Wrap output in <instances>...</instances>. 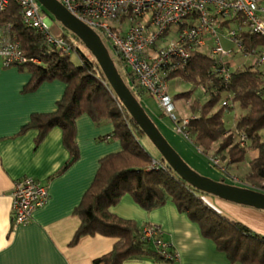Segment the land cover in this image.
Segmentation results:
<instances>
[{
	"label": "trees",
	"instance_id": "1",
	"mask_svg": "<svg viewBox=\"0 0 264 264\" xmlns=\"http://www.w3.org/2000/svg\"><path fill=\"white\" fill-rule=\"evenodd\" d=\"M19 15L18 6L10 0L7 9L0 12V25H10L22 54L38 61L16 65L30 76L23 92H33L46 82L59 81L65 85L55 109L46 114H32L20 133L26 129L35 130L37 136L34 144L37 146L52 129L59 128L62 131V144L69 153V159L56 175L65 171L78 158L76 119L82 115H87L97 126L111 124L113 129L108 138L118 140L121 146L118 153L109 154L100 160L91 185L75 209L80 224L72 244L86 236L99 235L114 239L111 251L96 259L94 264H122L138 260L177 262L173 249L159 246L156 240L143 238V230L149 225L140 227L133 221L118 218L109 212L122 197L128 195L146 212L171 202L178 213L185 214L198 225L201 235L212 241L216 250L223 253L230 264H264V238L207 205L203 199L206 194L185 183L161 156L153 160L151 154L141 146L144 133L116 98L95 58L88 50L86 53L81 51L79 46L83 44L73 34H70L73 40L66 34H60L56 37L64 40L71 47V52L64 54L58 49H51L42 33L23 26ZM236 34L241 42L236 50L242 55L239 57L247 58L251 54L264 56L263 36L250 33L245 26L237 30ZM104 41L102 43L116 68L108 50L110 45ZM207 44L208 49L214 46L210 38ZM110 49L124 66L117 51L113 47ZM72 52L76 54L79 64L72 61ZM234 54L231 53V58ZM231 58L220 63L206 51L192 50L185 60L173 58L160 67L159 72L168 85V95L170 80L177 79V82L186 84L184 87H191L188 91H177L174 96H170L173 97L172 101L191 100L192 114L197 115L189 120L186 132L202 154L206 155L211 146L216 145V155L228 159L227 163L231 165L243 163L248 152H258V157L248 162L249 173L245 180L260 191L264 190V68L252 62L241 68H231ZM222 69L225 73H221ZM124 75L129 85L120 77L139 105L145 96L155 100L137 85L126 67ZM195 89L205 95L206 101L201 103L200 99L192 97ZM235 109L237 113L228 127L224 120L225 112ZM241 135L246 138L244 147L239 146Z\"/></svg>",
	"mask_w": 264,
	"mask_h": 264
},
{
	"label": "crops",
	"instance_id": "2",
	"mask_svg": "<svg viewBox=\"0 0 264 264\" xmlns=\"http://www.w3.org/2000/svg\"><path fill=\"white\" fill-rule=\"evenodd\" d=\"M260 5L264 6V0ZM252 60L240 57L229 63L231 68H241ZM18 68L0 67V264H94L96 259L111 251L115 240L96 235L82 237L72 244L80 224L74 211L91 185L100 160L118 153L120 143L108 138L113 129L111 124L97 126L87 115H82L76 119L78 158L56 175L69 159L62 144V131L52 129L37 146L34 144L35 130L20 132L32 114H46L55 109L65 85L52 81L43 83L33 92H23L30 76ZM257 157V151L248 152L246 160L232 164V169L245 164L241 169L246 176L248 162ZM23 178H32L44 185L49 199L33 211L27 224L14 226L11 193L14 184ZM203 199L205 201L206 197ZM207 200L209 203H205L222 216L264 238V210L211 196ZM109 212L140 227L157 226L160 242L173 249L178 258L175 263L138 260L122 264H230L212 241L201 235L198 225L185 214L178 213L171 202L146 212L125 195Z\"/></svg>",
	"mask_w": 264,
	"mask_h": 264
},
{
	"label": "built area",
	"instance_id": "3",
	"mask_svg": "<svg viewBox=\"0 0 264 264\" xmlns=\"http://www.w3.org/2000/svg\"><path fill=\"white\" fill-rule=\"evenodd\" d=\"M10 0H0V12L7 9ZM19 8V18L23 26L42 33L51 49L64 54L71 47L50 32L51 23L37 0H13ZM63 7L79 21L90 27L99 38L113 47L137 85L150 93L161 111L176 125V132L189 137L186 132L188 122L174 114L175 106L168 85L159 72L160 67L173 58L185 60L189 51L206 50L220 63L231 58V50L223 48L219 31L225 25L234 23L235 30L245 26L250 33L264 37V6L261 0H59ZM234 29L222 36L236 47L241 42ZM214 46L208 49L207 39ZM189 49V51H188ZM171 57V58H170ZM252 64L264 68V56H253ZM28 59L11 33L10 25H0V67L22 65ZM225 73V70H221ZM227 78V77H226ZM225 105V103L223 104ZM246 138L240 136L239 146L244 147ZM211 165L222 172L227 169L216 157L209 158ZM264 185V182H263ZM13 225L27 224L34 210L42 207L49 199L44 185L32 178H23L14 184L12 193ZM157 226L143 230V238L156 240ZM158 238V239H157ZM172 257V256H171ZM167 257V258H171ZM174 257L177 258L176 253Z\"/></svg>",
	"mask_w": 264,
	"mask_h": 264
},
{
	"label": "water",
	"instance_id": "4",
	"mask_svg": "<svg viewBox=\"0 0 264 264\" xmlns=\"http://www.w3.org/2000/svg\"><path fill=\"white\" fill-rule=\"evenodd\" d=\"M44 12L60 22L67 31L73 34L95 58L107 84L116 98L127 110L150 142L159 152L167 166L178 177L196 190L221 200L264 210V193L244 190L213 182L193 172L168 145L155 125L135 100L120 75L118 74L106 47L99 36L87 25L70 14L58 0H37Z\"/></svg>",
	"mask_w": 264,
	"mask_h": 264
},
{
	"label": "rangeland",
	"instance_id": "5",
	"mask_svg": "<svg viewBox=\"0 0 264 264\" xmlns=\"http://www.w3.org/2000/svg\"><path fill=\"white\" fill-rule=\"evenodd\" d=\"M45 13H46L48 20L51 23L50 32L53 36H57L60 34H66L68 38L72 39L70 35L71 33L67 31L65 28H63V25L60 22L55 20L54 17H52L47 12ZM235 28H236V25L234 23H231L228 27H224L222 28V30L219 31V33L221 34L220 39H221V44L223 48H225L226 50H232L233 53L235 52V54L232 57L233 62L238 61L240 58L239 56H242V55L240 52H236L237 47L229 44L222 37L223 36L222 34H226L229 30H232ZM101 39L103 41V38ZM224 42L227 43L228 46ZM77 46L79 45L77 44ZM110 47H108L109 48L108 50L112 56V59L115 62L116 68L118 72L120 73V75L122 76V78H124L126 83L129 85V82L126 80L125 75H124L125 67L117 61L116 54L110 51L111 50ZM79 48L81 49L83 53H86L87 50L83 46H79ZM205 51L206 50H204V52ZM71 59L76 64H79L76 54L74 52L71 53ZM176 80L177 79L169 81L170 95L177 91L184 92V91H188L191 89L190 86L184 87L186 84L177 82ZM192 97L200 99L201 103H203L207 99L205 95L200 92L199 89H195L194 93L192 94ZM173 103L175 106L174 114L176 116H179L180 120L185 119L187 122H189V120L194 119L195 116L197 115V114H192V111L190 108V105H191L190 99L189 100L188 99H181V100L174 99ZM140 106L143 109V111L146 113V115L149 117V119L152 121V123L155 125V127L157 128L159 133L162 135L164 140L168 143V145L176 152V154L181 158V160L193 172L198 174L200 177H203L213 182L221 183L226 186L236 187V188H240L244 190H253V191L260 192V193H264V190L258 191L255 187L250 186L249 183L244 182L246 181L245 180L246 176H245V172H243L242 170L243 168L241 169V167H244L245 164L235 166L234 169H232L233 168L232 164H231V167H229L230 164L227 163L228 167L226 171L224 172L210 166L211 163L209 161V158L211 156L218 158L222 164H224L225 161L228 162V159H223L221 155H216L215 152L217 150V146H214V145L211 146L210 150L206 153V155L202 154L198 146H196L193 143V139L189 137H185L183 134L176 132L175 123L170 119L168 115L166 114L161 115V109L156 106L153 99L147 96L143 97L140 100ZM177 107L179 108V110L177 109ZM236 113H237L236 109L235 111L225 112L224 120L226 121V125L228 127L231 126L233 122L232 117H234ZM140 144L146 151H148L151 154L153 160L159 159L160 157L159 152L157 151V149L154 147V145L150 142V140L147 137H143L140 141ZM247 173H249V170ZM208 196L210 195H206L204 196V198L206 197L205 201L209 203V201L207 200ZM211 197L216 198L214 196H211ZM222 201H225V200H222ZM225 202H228V201H225Z\"/></svg>",
	"mask_w": 264,
	"mask_h": 264
},
{
	"label": "bare ground",
	"instance_id": "6",
	"mask_svg": "<svg viewBox=\"0 0 264 264\" xmlns=\"http://www.w3.org/2000/svg\"><path fill=\"white\" fill-rule=\"evenodd\" d=\"M33 63V62H32Z\"/></svg>",
	"mask_w": 264,
	"mask_h": 264
}]
</instances>
